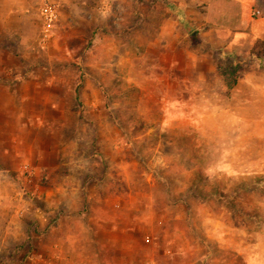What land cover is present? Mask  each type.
Wrapping results in <instances>:
<instances>
[{
    "label": "rangeland",
    "instance_id": "rangeland-1",
    "mask_svg": "<svg viewBox=\"0 0 264 264\" xmlns=\"http://www.w3.org/2000/svg\"><path fill=\"white\" fill-rule=\"evenodd\" d=\"M56 1L0 0V264H264V39L199 77L227 3Z\"/></svg>",
    "mask_w": 264,
    "mask_h": 264
},
{
    "label": "crops",
    "instance_id": "crops-1",
    "mask_svg": "<svg viewBox=\"0 0 264 264\" xmlns=\"http://www.w3.org/2000/svg\"><path fill=\"white\" fill-rule=\"evenodd\" d=\"M222 3L218 5V11L224 7L231 8L227 9V12L234 13L235 17H239V22L241 24L235 25L236 27H228L224 29L221 26V21H218L215 17V14L212 10H209L204 16V19L199 17V12L194 7L184 6L185 17L187 18L189 24L193 26L191 29L192 43L196 46L195 52H189L187 57L184 54V61L186 67H194L197 71L199 77L209 76L216 73L218 66L216 65L218 55L222 52L226 53H235L240 52L247 53L252 50L254 42L258 39H264V15L257 20H253L250 14L253 7V3L259 5L260 10L264 14V0H220ZM44 2H53L56 4L58 9V18L59 19V5H57L56 0H44ZM227 3V5H223ZM254 3V4H255ZM223 7V8H222ZM212 9V8H211ZM190 11V12H189ZM224 11V10H222ZM187 13V14H186ZM190 13H192L190 15ZM216 19V20H215ZM56 20V21H57ZM3 27H8L13 29L12 26L4 25ZM188 52V51H186ZM187 54V53H186ZM37 85V84H36ZM258 87V86H256ZM262 92L264 87H258ZM26 90V89H24ZM12 94V93H10ZM13 95V94H12ZM16 96L15 93L13 96ZM11 103V102H10ZM15 104V101L12 102V105ZM11 107L7 102V107L2 106L0 103V109L9 110ZM16 108H21L17 106ZM6 115L3 120H0V127L9 121L5 120ZM28 120V119H25ZM7 134V133H6ZM12 170L10 167H0L1 172H9Z\"/></svg>",
    "mask_w": 264,
    "mask_h": 264
},
{
    "label": "built area",
    "instance_id": "built-area-1",
    "mask_svg": "<svg viewBox=\"0 0 264 264\" xmlns=\"http://www.w3.org/2000/svg\"><path fill=\"white\" fill-rule=\"evenodd\" d=\"M43 23V39H48L58 18V9L53 2H44L41 7Z\"/></svg>",
    "mask_w": 264,
    "mask_h": 264
}]
</instances>
